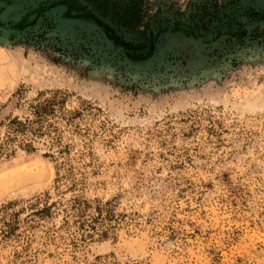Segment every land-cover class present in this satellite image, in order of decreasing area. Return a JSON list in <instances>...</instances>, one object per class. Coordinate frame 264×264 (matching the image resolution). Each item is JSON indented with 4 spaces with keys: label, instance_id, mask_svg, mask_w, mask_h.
Returning <instances> with one entry per match:
<instances>
[{
    "label": "rangeland",
    "instance_id": "374dc122",
    "mask_svg": "<svg viewBox=\"0 0 264 264\" xmlns=\"http://www.w3.org/2000/svg\"><path fill=\"white\" fill-rule=\"evenodd\" d=\"M75 5L0 0V146L39 94L93 108L69 175L42 140L0 151V207L79 196L113 217L83 236L25 209L0 264H264V0Z\"/></svg>",
    "mask_w": 264,
    "mask_h": 264
},
{
    "label": "trees",
    "instance_id": "16d2710c",
    "mask_svg": "<svg viewBox=\"0 0 264 264\" xmlns=\"http://www.w3.org/2000/svg\"><path fill=\"white\" fill-rule=\"evenodd\" d=\"M67 96V93L61 90L39 94L30 105L27 114L8 119L5 139L0 146V151L6 149L12 153L19 147L26 152H33L36 150L34 143L42 140L50 148L51 153H46V156L53 157L55 162L60 161L59 166L66 169L68 173L66 175H69L68 156L73 146L72 140L75 137H81L84 145H88L90 127L87 124V116L93 108L89 104L79 108H68ZM48 199L47 196V199L43 200L36 198V202L27 201L17 210L14 208L20 204L18 202H9L0 207L1 237L18 235L15 232L21 222L20 213L25 209H29L24 218L28 223L35 221L36 217L46 218L60 211L63 214V223L68 224L73 219L83 236L90 235V231H96L97 224L101 227L110 224L113 217L107 207L109 203H98L91 214L88 212L90 204L79 196L71 198L67 205L60 199L54 201ZM106 231L107 229H103L102 233Z\"/></svg>",
    "mask_w": 264,
    "mask_h": 264
},
{
    "label": "flooded vegetation",
    "instance_id": "af4514ba",
    "mask_svg": "<svg viewBox=\"0 0 264 264\" xmlns=\"http://www.w3.org/2000/svg\"><path fill=\"white\" fill-rule=\"evenodd\" d=\"M62 3L66 4L67 5V9H68V12H70V10H77V11H80V8L79 6L75 5L73 6V4H75V2L77 0H61ZM72 4V5H71Z\"/></svg>",
    "mask_w": 264,
    "mask_h": 264
}]
</instances>
